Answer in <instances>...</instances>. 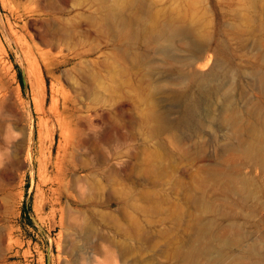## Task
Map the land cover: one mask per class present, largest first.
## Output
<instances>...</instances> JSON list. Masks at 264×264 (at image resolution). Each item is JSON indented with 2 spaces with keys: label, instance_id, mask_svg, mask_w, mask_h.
Returning <instances> with one entry per match:
<instances>
[{
  "label": "rangeland",
  "instance_id": "1",
  "mask_svg": "<svg viewBox=\"0 0 264 264\" xmlns=\"http://www.w3.org/2000/svg\"><path fill=\"white\" fill-rule=\"evenodd\" d=\"M111 1L0 0V264H171L185 191L227 154L224 130L203 125L217 99L192 77L240 72L238 110L264 118V0H134L176 22L172 44L126 41ZM205 36V56L181 63ZM190 101L203 117L180 123ZM153 109L176 127L155 130Z\"/></svg>",
  "mask_w": 264,
  "mask_h": 264
},
{
  "label": "bare ground",
  "instance_id": "2",
  "mask_svg": "<svg viewBox=\"0 0 264 264\" xmlns=\"http://www.w3.org/2000/svg\"><path fill=\"white\" fill-rule=\"evenodd\" d=\"M102 12L113 29L122 34L125 40L130 43H134L138 39H144L146 43H150V41L170 43L175 39H185L173 19L156 21L149 15H140L134 8V0H113L107 4L104 3ZM207 42L209 43V38L205 36L203 46H196L193 56L185 57L179 61L190 63L203 58L208 49ZM222 73L220 78L227 77V80L215 85L207 82L206 73L205 76L196 77L194 75L192 77V80L195 78L201 82L200 89L198 88L200 96L205 95L207 98L215 97L217 99L215 100L218 102L217 107L215 109L207 108L206 114L204 113V124H202L213 135L216 130H224L226 142L220 147V150L227 154L223 159L224 166L206 167L203 175L195 182L194 191H185L182 200L184 205L181 204L176 211V224L180 228V232L177 234V245L175 243L176 246L171 248L170 253L173 260L171 264H201L202 259L205 260L202 264H264V118H259L260 115L258 117L260 109L253 108L243 113L240 112V109V111L238 110L234 92L236 93V90L240 89L238 83L240 72L237 74L228 68ZM184 78L186 81L191 79L185 75ZM258 79L261 89L264 91V76L259 75ZM248 81L246 79V82ZM250 82L252 83V81ZM185 84H183L184 87ZM182 95L184 94L182 93ZM239 98L241 99L240 96ZM211 100L213 101V98ZM243 101L242 103H244ZM194 103L196 102L192 101L188 106L189 109L185 110L181 120L178 118L180 123H183L188 115L192 113L194 115L193 108L196 106ZM252 106L254 105L252 104ZM257 107L259 108V106ZM150 114L157 120L153 126L155 130L176 127L166 119L162 112L153 109ZM195 115L197 114L195 113ZM199 128L201 127L199 126ZM200 148L202 146L197 147L194 153L199 154ZM246 168H249V172L244 170ZM255 171H260L262 177L255 178L252 175ZM209 188L215 194L221 193L224 199L231 203V206H239L242 212H238V210L236 212V208L227 209L224 205L223 207L217 204L215 202L217 197L214 200L212 198L214 195H207ZM219 196L221 197V195ZM182 206H185L186 209H183ZM249 219H253L255 229L258 232L261 231L257 236L250 234L246 228ZM181 233L183 235L180 236Z\"/></svg>",
  "mask_w": 264,
  "mask_h": 264
}]
</instances>
